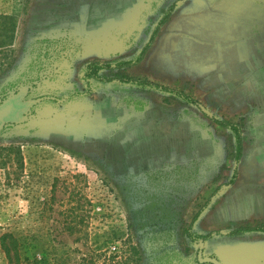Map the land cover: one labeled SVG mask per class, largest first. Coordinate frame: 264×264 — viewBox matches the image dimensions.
<instances>
[{
  "label": "rangeland",
  "instance_id": "obj_1",
  "mask_svg": "<svg viewBox=\"0 0 264 264\" xmlns=\"http://www.w3.org/2000/svg\"><path fill=\"white\" fill-rule=\"evenodd\" d=\"M182 91L83 80L91 61ZM0 236L28 264H264V0H0ZM227 188L221 185L230 181ZM220 232L194 243L185 230ZM200 255V256H199ZM0 264H8L0 247Z\"/></svg>",
  "mask_w": 264,
  "mask_h": 264
},
{
  "label": "trees",
  "instance_id": "obj_2",
  "mask_svg": "<svg viewBox=\"0 0 264 264\" xmlns=\"http://www.w3.org/2000/svg\"><path fill=\"white\" fill-rule=\"evenodd\" d=\"M174 9V4L170 5L169 8L164 12L163 16L159 20L158 24L153 29V32L151 33V36L149 38V41L145 44L143 49L141 50L140 54L132 60H118L115 62H100V61H91L86 64L85 71L83 74V80H85L87 83H90L91 80L97 81V82H117L118 83H124L129 84L141 88H150V89H157L164 92H170L181 99H183L186 103L192 104L195 107H197L200 112L206 116V118L210 119L218 129H227L230 130L233 134V137L235 139V161L238 162L239 159L242 156L243 151V136H242V129L241 125L239 123H235L229 120L224 119H216L210 116L206 111L205 108L202 106V104L196 100L195 98H192L191 96L185 94L182 91H178L175 89H172L167 86L160 85L158 83L149 81L147 79H141V78H135L128 74H125L123 71L133 67L134 65L138 64L144 57L145 52L147 51L148 47L154 40L156 33H158L161 26L168 21V18L170 17L172 11ZM236 178V172L233 173L230 181L226 184L221 185L223 188L229 187V185L234 183V180ZM204 208L202 207L199 209V211L195 214L193 219L191 220V223L185 230V235L187 238L194 242L198 243L199 241H205L210 239L211 237H214L216 235L221 234L218 231H212L206 234H198L192 230V223L194 220L198 217V215L201 213V211ZM250 232H264V226L263 225H251L249 223L238 225L229 232L226 233V235L229 236H238L245 233ZM16 238L10 234V233H4L0 236V247L2 252L4 253L5 257L7 258L8 264H28L25 262L20 254V251L18 249V244L16 243ZM94 257L93 255L89 254L87 256H84L80 259V261L76 264H94Z\"/></svg>",
  "mask_w": 264,
  "mask_h": 264
},
{
  "label": "water",
  "instance_id": "obj_3",
  "mask_svg": "<svg viewBox=\"0 0 264 264\" xmlns=\"http://www.w3.org/2000/svg\"><path fill=\"white\" fill-rule=\"evenodd\" d=\"M21 108V106L16 105L14 101L8 100L7 103L0 106V125L6 123V121H10L13 119L17 109ZM199 245L202 246L203 242L199 241ZM200 256V255H199ZM204 262H210L212 264H220L216 259L213 258H201Z\"/></svg>",
  "mask_w": 264,
  "mask_h": 264
},
{
  "label": "flooded vegetation",
  "instance_id": "obj_4",
  "mask_svg": "<svg viewBox=\"0 0 264 264\" xmlns=\"http://www.w3.org/2000/svg\"><path fill=\"white\" fill-rule=\"evenodd\" d=\"M9 100L14 101V103H15L16 105L21 106V108L17 109V112H20V111L25 110V109L22 107L24 103L20 102V101L18 100L17 97H16V98H13V99H9ZM7 101H8V100H7ZM6 103H7V102H6ZM2 105H4V104H2ZM2 105H0V106H2ZM17 112H16V114H17ZM10 121H11V120H10ZM6 122H8V121H6Z\"/></svg>",
  "mask_w": 264,
  "mask_h": 264
}]
</instances>
